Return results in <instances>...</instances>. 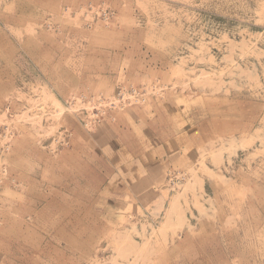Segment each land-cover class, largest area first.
Listing matches in <instances>:
<instances>
[{"label":"rangeland","instance_id":"1","mask_svg":"<svg viewBox=\"0 0 264 264\" xmlns=\"http://www.w3.org/2000/svg\"><path fill=\"white\" fill-rule=\"evenodd\" d=\"M0 264H264V0H0Z\"/></svg>","mask_w":264,"mask_h":264},{"label":"built area","instance_id":"2","mask_svg":"<svg viewBox=\"0 0 264 264\" xmlns=\"http://www.w3.org/2000/svg\"><path fill=\"white\" fill-rule=\"evenodd\" d=\"M138 92L136 89H118L117 93L114 95V97L110 100H106V102H102L107 104V107L109 109L118 107V108H124L125 106L129 105L133 100L137 97ZM102 101V100H100ZM104 116L103 107L101 104L99 107H92L91 110H85V113L83 114V126L86 130L93 129L96 125H98L102 118Z\"/></svg>","mask_w":264,"mask_h":264}]
</instances>
